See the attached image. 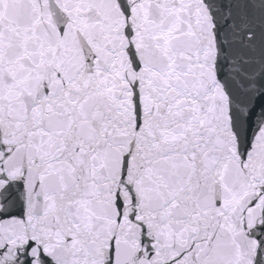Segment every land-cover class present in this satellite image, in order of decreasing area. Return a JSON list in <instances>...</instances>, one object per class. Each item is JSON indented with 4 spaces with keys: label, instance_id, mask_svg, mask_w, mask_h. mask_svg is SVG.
<instances>
[{
    "label": "snow or ice",
    "instance_id": "obj_1",
    "mask_svg": "<svg viewBox=\"0 0 264 264\" xmlns=\"http://www.w3.org/2000/svg\"><path fill=\"white\" fill-rule=\"evenodd\" d=\"M0 264H264V0H0Z\"/></svg>",
    "mask_w": 264,
    "mask_h": 264
}]
</instances>
